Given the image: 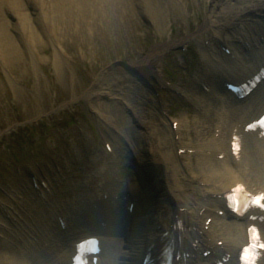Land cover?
Here are the masks:
<instances>
[{
    "label": "bare ground",
    "instance_id": "obj_1",
    "mask_svg": "<svg viewBox=\"0 0 264 264\" xmlns=\"http://www.w3.org/2000/svg\"><path fill=\"white\" fill-rule=\"evenodd\" d=\"M101 1L104 0H0L1 52L6 55L8 63L13 65L24 61L23 48L33 55L36 50L39 49L40 53L42 48L51 44L58 66H61L63 62L70 64L68 55L63 53L60 46L61 40H59L63 38V28L67 25L63 16L64 12L68 6L82 11L92 3ZM105 1L115 6L109 9L110 13L123 22L129 20V23L134 21L133 13L134 17L137 16L135 3L139 2L137 7L141 6L143 9V12H140L141 15L148 18L147 22L149 21V24L155 27L161 37L169 32L168 9L180 7L181 3V0ZM220 7L222 11L213 10L195 34H189L178 41V44L185 45L189 41L200 40L203 46L202 63L205 69L197 72L196 81L191 83L185 91L182 90L183 88L179 90L186 94L192 104L194 102L195 106L198 104L197 107L201 110L198 109L196 113H200V117L204 119H196L194 123L186 118L181 119L177 131L173 128L175 122H171L170 125L165 124L164 128L160 129V124L144 116L142 102L134 100L133 106L127 101L130 108L134 107V114L128 116V119L130 123H134L135 127L131 138L134 140V158L139 179L135 178L133 184L123 183L121 178L114 175L111 166L104 167L100 164L101 161H105L103 157L106 155L103 150H100V155L103 157L101 156L99 161L98 155H94L90 169L82 175V177L87 175V179L82 180V183L89 188L84 189L82 195H77L68 203L63 202V205L55 204L54 200V204L49 205V208L45 202L42 209L44 213L46 212L47 221H43L41 217L37 218L38 221H31L27 218V214L26 216L22 214L21 218H24L22 222L19 221L15 229L11 227L13 234H7L0 228V264H58L59 262L65 264L66 261L69 262L70 251L64 246L65 249L61 248L56 252V248L60 243L65 242L69 234H77L76 232L80 229L73 232V227L83 218L107 220L113 227H120L121 237H123L121 244L129 245L132 255H127V258L131 260L130 264H140L141 256L146 251L150 252L152 246L158 249L165 242L168 243L171 251H176V254L191 253L198 256L195 264L205 263L201 255L203 251L208 250L219 256L232 257L229 264L235 261L238 250L246 243L247 234L244 228L246 221L237 220L228 212L223 197L239 184L245 185L254 192L264 190V181L258 178L250 164L251 161H248L262 155L264 141L259 143L247 138L246 145H248L243 149V159L236 161L231 151V140L235 131H242L252 114H258L260 108H264V91L260 94L261 96H254L250 98L251 100L244 101L243 107H235L231 102L229 103L231 108H227L224 103L218 102V99L225 95L219 88L224 78L242 82L257 73L263 66L264 0H220ZM109 23H112L110 26L112 28L119 24L112 15H109ZM118 27L122 28L120 24ZM231 32H236L234 41L229 39ZM238 40L251 46L250 59L238 56L239 53L242 54L241 50L247 49V45L241 46ZM171 43L157 42L139 67L154 73V66L160 61V55L170 48ZM224 49L229 50L230 55L224 52ZM247 53H249L248 50ZM41 59L46 61L48 57L41 56ZM33 66L36 68L35 62ZM63 74L64 72L60 71L61 77ZM102 81L103 78H97V83L92 90L85 92L79 99L89 103H93L97 98L113 99L116 102L123 100V97L113 90H102L100 87ZM204 87H208V93ZM114 106L115 108L112 106L111 110L106 105L107 111L103 116L116 123L115 115L113 116L111 112H119L122 116L120 111L124 112V110H121L117 104ZM98 107V111L102 114L101 106ZM107 113L112 118L108 117ZM201 125L205 132L200 130ZM137 126L139 129H136ZM194 130L197 138L187 141L184 131L190 133ZM182 134L180 141L177 140V136ZM115 143L124 148L122 140ZM221 155H225L223 160L219 159ZM75 158H77L76 155ZM97 165L100 166L99 171L95 170ZM40 178L43 180V177ZM157 180L163 182L162 187L165 189L163 200L161 196L157 200L148 197V192L145 191L149 184L154 183L158 186ZM100 181L103 187L98 184ZM114 190L120 196L119 200L110 193ZM41 191L45 193L46 198L47 190L41 186ZM107 196L108 199L105 200ZM17 200L12 199L5 204L6 209H9L7 214L10 215L13 212L10 211V209L13 210L10 203L21 207L20 199ZM92 202L97 205V208L90 207ZM131 204H134L133 212L130 210ZM83 207H86L87 211L83 210ZM26 210L28 209L23 207L21 213ZM222 211L225 215L220 214ZM129 217L134 219L131 224H128ZM113 219H119V221L115 222ZM60 221L66 223V231L60 226ZM181 222L182 228L179 227ZM45 223L49 227L45 226ZM82 230L87 231L84 227L81 228ZM88 235H100V233L91 231ZM112 239L105 238V243L111 245ZM219 243L221 246H218ZM50 253L53 254L51 260L48 256ZM100 261V264L121 263L120 259L118 260L117 246L111 245ZM188 264H194V261L189 260Z\"/></svg>",
    "mask_w": 264,
    "mask_h": 264
},
{
    "label": "rangeland",
    "instance_id": "obj_2",
    "mask_svg": "<svg viewBox=\"0 0 264 264\" xmlns=\"http://www.w3.org/2000/svg\"><path fill=\"white\" fill-rule=\"evenodd\" d=\"M93 3L82 11L68 6L64 12L67 25L63 28V38L59 40L70 64L63 62L58 66L51 44L42 48L40 53L39 49L36 50L34 56L23 48L24 61L13 65L8 63L0 49V200L5 205L12 199H20L21 207L10 203L13 206L10 211L20 215L27 214V217L34 219L41 210L42 194L38 191L39 187L34 185V170L48 177L46 181L51 187L50 193L54 190V194L63 200L74 197L73 188L79 181L77 178H82L81 173L90 169L87 160L77 161L76 150H84L85 144L89 147L100 144L96 140V127L102 122L98 106H101L103 113L107 110L102 109L106 105L110 109V106L115 108L113 104H116L105 98H97L94 104L79 99L91 90L97 78H103L102 90L123 93L134 101L135 94L141 93L137 91L141 88L137 84L141 80L140 73L130 74L129 67H126L128 65L122 63L146 59L157 42L173 44L189 34H195L213 10L222 11L220 0H181L180 7L168 9L169 32L161 37L155 27L147 22L148 18L141 15L143 9L137 7L139 2L135 3L137 16L134 17L133 13L134 21L131 23L129 20L123 22L110 13L109 9L115 8L110 2ZM109 15L122 28L118 27L119 24L110 27ZM202 52L200 40L189 41L187 47L178 44L168 48L156 66L160 72L159 78L164 79L169 87V82L176 86L182 84L184 88L190 86L196 81L197 72H202L204 68ZM41 56L48 59L45 61ZM60 71L64 72L62 77ZM153 80L150 82L154 83ZM167 85L163 84L169 88ZM156 86L159 87L157 83ZM165 98L169 100L168 108L177 118L185 115L192 122L204 119L196 113V106L188 104L184 96L170 91ZM150 105L151 102H145L146 112L151 110ZM111 113L117 116L118 122L120 118L123 119L119 112ZM101 128L106 129L104 123ZM91 138L96 142H90ZM119 163L128 171L131 169L126 157L120 159ZM119 167L122 168V165ZM120 168L116 173L123 175L125 171ZM125 176L130 177L131 174ZM23 207L28 210L21 213ZM8 215L0 206V228L10 234L9 228L16 224L11 223ZM10 215L13 217V214ZM12 228L15 229L14 226Z\"/></svg>",
    "mask_w": 264,
    "mask_h": 264
},
{
    "label": "snow or ice",
    "instance_id": "obj_3",
    "mask_svg": "<svg viewBox=\"0 0 264 264\" xmlns=\"http://www.w3.org/2000/svg\"><path fill=\"white\" fill-rule=\"evenodd\" d=\"M259 126L264 128V120L259 121ZM252 127H255V125ZM234 150L238 151L237 145H234ZM243 194V188L241 186H237V188L233 191V195L228 197L229 200H235L234 206L237 211L243 206L239 203V197ZM251 203L264 208V194L252 199ZM248 238V246L243 248L241 254L242 264H256L257 252L258 250H264V242H261L259 230L255 227H252L248 230Z\"/></svg>",
    "mask_w": 264,
    "mask_h": 264
}]
</instances>
